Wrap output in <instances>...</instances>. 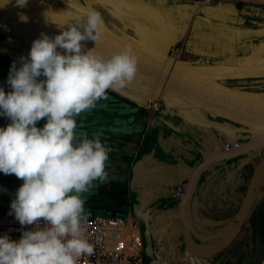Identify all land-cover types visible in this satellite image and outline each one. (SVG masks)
I'll use <instances>...</instances> for the list:
<instances>
[{"label":"clouds","instance_id":"clouds-1","mask_svg":"<svg viewBox=\"0 0 264 264\" xmlns=\"http://www.w3.org/2000/svg\"><path fill=\"white\" fill-rule=\"evenodd\" d=\"M11 0H2L0 7ZM28 0H15L26 7ZM47 12H45L46 20ZM21 22L28 17L19 14ZM54 37L41 34L28 57L10 69L0 87V173L22 180L10 204L21 225L19 239L0 235V264H78L93 246L82 237V194L105 181L108 149L96 139L78 140L74 117L94 106L109 89L133 82L138 59L130 47L105 58L84 43L101 40L102 15L89 9ZM43 120L45 123L38 127Z\"/></svg>","mask_w":264,"mask_h":264},{"label":"crops","instance_id":"crops-1","mask_svg":"<svg viewBox=\"0 0 264 264\" xmlns=\"http://www.w3.org/2000/svg\"><path fill=\"white\" fill-rule=\"evenodd\" d=\"M12 65L10 60L0 58V87L6 92L10 90L7 80ZM130 85L134 87L133 83ZM138 97L142 94L126 86L109 89L94 106L74 117L78 140L98 138L109 150L107 179L93 181L91 188L82 194L83 215H136L142 208L146 211L157 206L150 221V238L153 245L158 242L154 255L160 264H164L163 254L171 256L168 264H224L221 258H210L217 254L198 258L195 263L194 258L186 254L174 257L165 252L170 246L168 241H177L178 233L183 235L178 219V198H173L174 193L180 187L185 189L194 168L205 156L217 151V136H212L199 121L186 117L180 110L160 106V101L154 106H160L155 111L143 107L146 103L140 106L136 104ZM9 122L7 117L0 116V127ZM44 123L41 120L37 126L42 127ZM208 173L199 180L191 208L193 224L202 232H211L212 228L226 224L237 212L246 189L244 174L224 183V172L214 176ZM22 182L14 174L0 173V210L10 208ZM258 187L251 220L243 228L249 226V232H243L236 240L242 241L235 255L237 259L244 255L240 264H249L253 254L250 224L264 226V181ZM141 231L143 235V228ZM161 241L166 242L163 248ZM259 264H264V246Z\"/></svg>","mask_w":264,"mask_h":264},{"label":"water","instance_id":"water-1","mask_svg":"<svg viewBox=\"0 0 264 264\" xmlns=\"http://www.w3.org/2000/svg\"><path fill=\"white\" fill-rule=\"evenodd\" d=\"M81 2L85 10L76 11L44 0H28L26 7H17L15 0H11L0 7V34L28 42L40 38L42 33L54 37L60 32L58 26L73 23L77 18L82 19L84 12L92 9L87 0ZM45 12L49 20H46ZM20 13L29 18L27 22H21ZM104 25L105 31L96 45L93 41L82 42L85 50L95 47L97 53L108 58L113 52L130 47L137 56L138 71L132 82L134 87L130 84L126 87L142 94L137 99L138 103L143 105L149 100L160 101L165 109L175 108L186 117L199 121L212 136L227 138L233 134L238 141L236 147L205 156L194 168L186 182L185 193L177 202L178 219L187 250L198 258L210 257L227 247L236 237L249 216L255 192L264 177L262 160L253 169L241 206L230 223L214 235H201L197 232L191 208L201 176L212 165L225 166L228 161L243 157L249 159L264 151V90L239 89L227 86L222 81L264 78V64L219 66L216 72L209 68L193 67L168 58V45H162L163 51H156L142 45L139 40L128 39L113 31L105 22ZM154 32L159 39H166L159 29H154ZM156 209L157 206L136 212L137 216L142 215L145 254L149 264H159L150 238V221ZM262 246L264 243L260 237H256L249 264L260 263Z\"/></svg>","mask_w":264,"mask_h":264},{"label":"rangeland","instance_id":"rangeland-1","mask_svg":"<svg viewBox=\"0 0 264 264\" xmlns=\"http://www.w3.org/2000/svg\"><path fill=\"white\" fill-rule=\"evenodd\" d=\"M44 1L76 11L85 10L81 0ZM87 2L93 10L102 15L105 24L113 31L128 39L139 40L142 45L156 51H163L162 45H168L167 57L177 62L194 67L209 68L214 72L218 71L217 67L219 66L238 67L264 64V4L238 0L223 3H205L203 0H87ZM156 28L163 34L165 40L156 36L154 32ZM31 45L32 42L0 34V58L20 63L21 57H28ZM222 83L244 90H264V78L231 79L222 81ZM136 104L141 106L140 103ZM160 106H162L161 102ZM160 106L152 107L150 101L143 105V107L154 111ZM217 141L216 152L223 150L224 144L237 143L219 135H217ZM262 160H264V151L249 159L243 157L236 161H228L225 166L212 165L207 172L212 176L224 172V183L236 175L244 174L247 189L253 169ZM232 164L234 166L231 167ZM262 181H264V177L259 184ZM173 198L177 199L175 195ZM179 199L176 201L178 202ZM237 212L226 224L212 228L211 232H202L197 230L195 225L194 227L201 235H214L225 228ZM251 216L250 211L248 218L232 242L216 253V257L210 258H221L224 264L242 263L244 255L240 259L235 258L242 241L241 239L236 240L243 232H249V226H246L244 230L243 228L247 221L251 220ZM250 225L252 252H254L255 238H264V226ZM166 242L159 243L162 246ZM157 243L156 241L154 245L151 243L153 253L155 250L158 251ZM167 243L170 245L168 250H165L167 256L169 253H172L174 257L182 253L194 258L195 263L198 260V257L187 250L182 233H178L177 241H168ZM161 253H163V249L160 250ZM161 257L164 264H168L171 256L166 257L163 254ZM251 258L252 256L250 260ZM158 262L160 264V260Z\"/></svg>","mask_w":264,"mask_h":264},{"label":"built area","instance_id":"built-area-1","mask_svg":"<svg viewBox=\"0 0 264 264\" xmlns=\"http://www.w3.org/2000/svg\"><path fill=\"white\" fill-rule=\"evenodd\" d=\"M205 3H223L237 0H203ZM242 2L264 4V0H238ZM155 105V104H154ZM156 108V107H155ZM237 144V143H234ZM233 144H224V150ZM178 188L177 198L184 193ZM81 235L93 246V253L80 258L78 264H149L145 256V245L141 231V218L137 215H94L85 217ZM21 225L10 208L0 210V235L7 233L12 239H19Z\"/></svg>","mask_w":264,"mask_h":264},{"label":"trees","instance_id":"trees-1","mask_svg":"<svg viewBox=\"0 0 264 264\" xmlns=\"http://www.w3.org/2000/svg\"><path fill=\"white\" fill-rule=\"evenodd\" d=\"M253 91H257V90H253ZM227 139L230 140V141H236L235 138H234V136H233V134L228 135L227 136ZM260 239H261L262 243H264V238H261L260 237Z\"/></svg>","mask_w":264,"mask_h":264},{"label":"bare ground","instance_id":"bare-ground-1","mask_svg":"<svg viewBox=\"0 0 264 264\" xmlns=\"http://www.w3.org/2000/svg\"><path fill=\"white\" fill-rule=\"evenodd\" d=\"M173 60V59H172ZM175 61V60H174ZM177 62V61H176ZM179 63H181V62H179ZM183 64H185V63H183ZM187 65V64H186ZM190 66V65H189ZM194 67V66H193ZM150 102H152V106L154 107V106H156L157 105V102L156 101H151V100H149ZM155 104V105H154ZM237 142V144H238V141H236ZM237 144H233V146L232 147H236V146H238ZM184 193H185V191H184ZM184 195V194H183ZM181 198V197H180Z\"/></svg>","mask_w":264,"mask_h":264}]
</instances>
